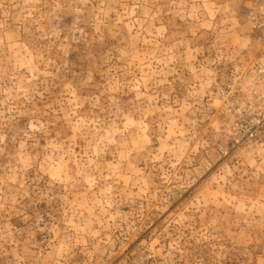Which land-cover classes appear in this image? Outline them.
I'll use <instances>...</instances> for the list:
<instances>
[{"label": "rangeland", "instance_id": "1", "mask_svg": "<svg viewBox=\"0 0 264 264\" xmlns=\"http://www.w3.org/2000/svg\"><path fill=\"white\" fill-rule=\"evenodd\" d=\"M263 39L264 0H0V264H264L220 95Z\"/></svg>", "mask_w": 264, "mask_h": 264}, {"label": "built area", "instance_id": "2", "mask_svg": "<svg viewBox=\"0 0 264 264\" xmlns=\"http://www.w3.org/2000/svg\"><path fill=\"white\" fill-rule=\"evenodd\" d=\"M247 68L236 71L220 92L232 117L230 135L238 147L254 145L264 134V39L258 56ZM220 150L224 152V148Z\"/></svg>", "mask_w": 264, "mask_h": 264}]
</instances>
